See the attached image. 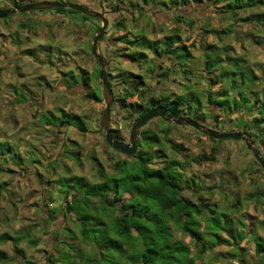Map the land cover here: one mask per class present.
I'll return each instance as SVG.
<instances>
[{
	"label": "crops",
	"instance_id": "1",
	"mask_svg": "<svg viewBox=\"0 0 264 264\" xmlns=\"http://www.w3.org/2000/svg\"><path fill=\"white\" fill-rule=\"evenodd\" d=\"M45 1L56 2V0H26L25 2L24 0H16L13 2V6L10 7L15 8L14 4L22 6ZM61 1L66 2V0ZM81 1L86 3L80 4ZM103 1L102 8L104 10L108 8L109 10H105V12L111 17H107L106 20L111 19V22L110 27L107 23L105 34H103V39L99 43L105 50L106 68H109V70L116 68L113 72H106L107 77L112 76L111 80L108 78L109 83L112 85L115 81L113 78L118 77L123 83L121 84L122 89L124 90L127 87L126 89L129 91L133 84L142 81L136 94L134 93V96L127 98V104L139 103V94L142 92L145 93L146 98L153 97L161 106L176 101L179 109L178 114L181 117L194 120L207 128L215 130L214 124L223 122L224 117L221 114L219 102L213 100V96L216 94L220 99L219 97H227L230 93V90L223 85L222 80L229 79L233 75L249 76L252 86L255 88L247 91L244 86L238 93L232 91V100L236 104L233 110L229 107L225 111V114L230 116L228 119L225 118V122L227 128H229L233 126L230 118L233 120L247 118V122H250L252 127L249 128L245 124L246 126H238L234 131L249 134L260 155L262 154L264 151V33L262 29L264 27L258 26L255 22L248 23L240 20L249 15V11L237 12L238 16L233 19L228 14H222L219 6L213 7L206 3L194 1L174 5L170 3L171 0H158V3L166 2V4L159 5L152 2L140 4L143 9L141 20L150 27L152 32L157 30V33L154 32V36L144 35L140 31L132 34L129 28L127 30L119 29L117 31L121 32L112 35L113 29L116 30L117 22L124 25L123 19L130 21L132 20L130 13H137L135 8L131 6L136 0ZM73 2H75L73 4L79 2L77 5L89 8L90 0H74ZM8 7L3 6L0 9H8ZM263 10L264 8L260 9V11ZM52 12L42 17L31 15L28 21L31 24L28 26L23 21L24 23H19L21 29H18L15 25L13 26L12 23L0 24V60H5L3 64L5 68H0V73H5V79H8L6 82L8 92L12 93L13 97L18 95V102L22 101L21 103L26 107H34L37 103L33 104L30 91L17 87V83L11 74H17L18 78L16 80L18 82L21 75L28 73H32V75L50 74L52 76L75 75V71H73L75 62L69 54L62 53L54 62L48 57L43 46H35L38 40L44 39L45 32L50 28L56 33L55 35L52 34L54 39L63 41L60 43L62 45H65L68 37L74 40L78 38L77 29L79 28L77 26H82L80 21L69 19V17H73L68 16L67 11L57 13L53 10ZM110 12L111 14H109ZM125 12L126 16L124 15ZM253 12H257V10L254 9ZM124 33L128 34L127 39L129 41L135 42L130 44L116 41ZM60 35L63 36V39L60 38ZM141 36L149 41V48L139 49L137 47L136 40ZM104 37L106 38L104 39ZM170 38L173 40H170ZM170 42H172L171 47H169ZM137 51L143 52L145 58L140 61H133L125 56L126 54H135ZM147 52H151L153 55L149 67L145 65L148 60L146 58ZM115 57L119 63L115 62ZM14 60L16 66L12 65ZM236 60L240 61L241 64L235 65ZM132 64L141 66L140 68L137 67V71L142 73L134 75L132 72L127 71L125 66L129 65L131 67ZM26 65L30 70L24 69ZM77 69L80 71V67H77ZM233 69L236 72H233ZM146 74L147 77L151 78L154 85L158 83L157 81H160L158 84L160 87L156 89V87L147 88V85L144 86L143 77ZM121 77H127V81L124 82ZM132 78H136V80H132ZM238 79L239 77L233 79L232 83L234 85L237 83L242 87L245 80L241 78V81H238ZM193 84L200 89L203 88V90L210 88V92H203L206 103L204 104V101L199 103V107L194 111L191 109L188 99L183 100L182 96L176 94L182 93L183 95V89L188 86L191 87ZM12 86L14 92L10 90ZM52 88L57 89L55 86H52ZM5 92L4 84L1 83L0 96H3ZM4 102L0 99V105L6 107ZM11 102L12 100L8 104L11 105ZM16 102L17 99L14 106H17ZM156 120L160 121V118H156ZM0 122L3 125L6 124L1 114ZM155 122L158 124L157 121ZM160 124H162V128L159 133H156L159 142L152 145L153 166L158 163L154 167H162L164 161L170 158L167 152L170 149L175 155L172 159L180 162L177 171L182 173V180H188L187 186L192 188H186L182 192L184 199L190 203L202 201L208 203L209 206L214 204L218 208L215 221L218 222L219 227L216 228L215 233H217L220 243L217 242L214 246L205 244V253L201 259L195 257L197 249L194 247L193 242L180 230L175 232L176 237L189 246L192 256L196 258V264H264V252L255 254L254 244V240L258 238L264 246V171L256 164V160L252 155L247 154L244 144L228 142L232 139H226L228 140L226 141L211 140L204 135L198 137L196 135L198 133H194V131L190 136V143H196L200 140L202 145L205 146L198 152L192 150L195 152L194 155H189L190 157L185 155L180 160L177 156H179L183 147L174 145L169 136L171 131L173 133H189L186 131L189 128L184 127V125L175 124L174 126L173 123L164 120ZM48 127L50 126L46 123L43 125L45 130ZM57 129L71 131L74 130V127L60 126ZM7 130L8 133L0 129V144L9 147L16 155L18 154L16 144L11 143L12 139L10 138L13 136H9L10 127ZM164 130H168L167 141L163 140L162 132ZM234 131L228 129L226 132ZM149 133L151 132L146 131V135H149ZM179 142L176 143L179 144ZM234 150L240 155L236 156L237 154H235L232 156L231 152ZM211 151L214 152L213 160H206ZM1 154L2 152H0ZM242 154L247 159L244 164L240 161L243 158ZM197 157H201V160H197ZM187 158L191 159L190 163L195 164L191 170H195L196 173L194 172V174L186 177ZM221 176L225 179L223 183H221ZM194 190L197 192H194ZM186 194H188V197ZM207 217L206 214L201 213L199 231L204 233L205 236L209 231L214 232V230L209 229V224L208 228L204 227V221ZM207 239L210 241L209 237Z\"/></svg>",
	"mask_w": 264,
	"mask_h": 264
},
{
	"label": "rangeland",
	"instance_id": "2",
	"mask_svg": "<svg viewBox=\"0 0 264 264\" xmlns=\"http://www.w3.org/2000/svg\"><path fill=\"white\" fill-rule=\"evenodd\" d=\"M15 1L16 0H0V7L9 6L8 8H13L10 6H13V2ZM25 1L26 0H24V2ZM73 1L74 0H66V2H70L69 4L75 3ZM102 2L104 1L90 0L88 6L92 10L103 11L105 18H111L110 15L105 12V10L109 9L106 8L104 10L102 8ZM76 3L79 4V2ZM85 3V1L80 2V4ZM49 11L53 13L52 9L12 14L5 18H0V24L12 23L13 26L15 25L18 29H21L19 23L26 22L28 26L31 24L28 22L31 15L42 17L45 14L48 15V13H50ZM66 13L68 16L70 15L73 17H69V19L80 21L82 25L77 26V28H79L77 29L78 38L74 40L68 37L65 45H62L60 43L63 41L55 40L52 34L55 35L56 33L50 28L45 32L46 35L44 39L38 40L35 46H43L47 51L48 57L54 62H56L59 55H62V53L69 54L73 62H75L73 66L75 75L52 76L50 74L32 75V73H28L21 75L18 82V80H16V78H18L17 74H11L14 81L17 83V87L25 91H30L33 104L37 103L34 107H26L21 103L22 101L18 102V95L13 97L14 95L8 92L9 89L6 84L8 79H5V73H0V85L3 83L6 91L3 96H0V99L5 101L4 103L6 104V107H3L2 104L0 105V114L6 121L4 125L0 122V129L8 133L7 129L10 127L11 132H9V136H13L10 138L12 139L11 143H13V145L16 144L18 152L15 161L19 164L16 166L15 164L9 165L6 163L4 164L5 171H0V190H2V192H0V238L3 235H8L10 237H19L20 239L17 246L19 252L17 253L11 241H3L0 239V257H2L0 264H51V261H54V264H60V262L55 259L58 255L57 251L65 253L66 258L70 255L69 260L71 264H84L85 261L83 262L78 258L71 257L73 255L72 249L74 248L77 251H83L87 254L90 251V246L81 240L75 217L64 212L65 200L63 195L58 193V186L55 184L56 180L62 176L70 175L83 177L88 182H98L100 180V171L105 174H113V164L120 159H127L126 155L111 149L105 143L99 127L101 112L104 106V94L99 80V65L96 59L91 55V45L92 39L96 33V28L101 25V22L96 18L85 20L80 13L71 14L68 11ZM109 14H111V12ZM125 14L126 12L124 15ZM110 20L111 19L106 20L108 25L111 22ZM124 21L126 30L129 28L132 34L140 31V33L144 35L149 34L150 36H154V32L157 33V30L152 32L150 27L144 23L140 17H137L135 22L127 19ZM108 27H110V25ZM113 30L112 35L121 32L117 31V29L115 30V28ZM60 38L63 39V36L60 35ZM105 38L106 37H104V39ZM99 45V54L105 57V50L103 46H101V43H99ZM152 56L151 52L146 53V58L148 60L144 63L147 67L150 66ZM114 60L116 63H119L116 57ZM4 62L5 60H0V68H5V66H3ZM15 62L14 60L12 65L16 66ZM77 67H80V71H78ZM137 67L140 68L141 66H136L135 64H132L131 67H129V65L125 66L126 70L132 72L134 75L142 73L137 71ZM25 68L28 69L27 65L24 66V69ZM115 69L116 68H112V70H109V68H106V72L110 73ZM235 69H233V72H236ZM237 77H239L238 81L244 78L245 83L242 87L237 83H235V85L232 83L233 79ZM108 78L111 80L112 76L109 75ZM143 78V81H145L144 86L147 85V88L156 87L157 89L160 87V85H158L160 81H157L158 83L154 85L151 78L149 76L147 77V74ZM83 79H85V82H83ZM113 79L115 81L113 80L114 82L112 85L110 84V86L113 90L114 100L110 111L109 129L112 135L117 138L115 139L113 137L115 140L128 143L129 131L135 121L136 114L129 119L125 118L128 116L129 112L122 109L119 104L115 102V99H120L124 94V90L121 87L123 83L118 77ZM121 79L124 82L127 81V77H121ZM132 80H136V78H132ZM222 82L223 85L230 90V93L227 97H219L220 99H218L216 94L213 96V100L219 102V108L224 117L223 122L216 125L214 124L215 130L218 132H226L228 129L234 131L238 126L242 127L245 124L251 128V123L247 122V118L234 120L230 118L232 122L231 125L233 126L229 128H227L225 122V118L228 119L230 117L225 114V111L229 107L233 110L236 104L232 100V91L238 93L244 86L247 91H249L248 89L251 90L255 88L252 86L250 77L233 75L229 79L222 80ZM52 86H55L57 89H53ZM12 88L13 86L10 87V90L14 92ZM149 92L151 91L149 90ZM183 92V95L182 93L176 94L182 96L183 100L188 99V103L194 111L199 107V103L203 101L204 104L206 103L203 92H210V88H205L203 90V88L200 89L193 84L191 87L188 86L184 88ZM94 93L99 96V101L92 99ZM9 99L12 100L11 105L8 104L10 103ZM16 99L18 103L16 102L17 106H14ZM58 110H62V112ZM47 112L52 113L55 117H60L63 113L77 115L83 119L87 131L81 133L75 128L71 131H64L65 129L58 130L52 126L45 130L43 128L45 123L44 120L41 119V116L45 114L49 117V113ZM155 121H157L158 124H156ZM161 121L163 120L160 119L159 121L156 120V118H152L139 129L136 153L144 154L151 152V147L145 144L143 140L144 137L142 136L146 135V131L159 133L162 128V124H160ZM184 127L189 128L186 130L189 133H173L171 131L169 136L174 145L183 147V150H181L179 156H177L180 160H182L185 155H194L195 152L201 151L205 146L202 145V141L200 140L196 143H190L192 131L198 133L196 134L198 137L202 134L197 131L195 132V130L189 126ZM177 141H180L179 144L176 143ZM228 142L243 144L238 140H230ZM73 145L76 146L73 147ZM65 150L77 152L78 161L63 154ZM245 151L249 156L251 155L246 149ZM8 152V150L5 151V153ZM167 152L168 157L172 158L175 156L174 152L170 149L167 150ZM235 154H237L236 156L240 155L235 150L231 152L232 156ZM244 156L245 155L242 154L243 158L240 160L243 164L247 162ZM261 156L264 159V151ZM188 162L189 164H187ZM190 162L191 159L187 158L186 177L195 172V170H191V168H194L195 164ZM1 163L4 162L0 158V166ZM155 165L157 166L158 163H155L154 166ZM8 169H12L13 172H8ZM221 180V183H223L225 181L224 177L221 176ZM186 196L188 197V194H186ZM32 242H34V244ZM51 253H53L55 257H51ZM75 257H77V255Z\"/></svg>",
	"mask_w": 264,
	"mask_h": 264
},
{
	"label": "trees",
	"instance_id": "3",
	"mask_svg": "<svg viewBox=\"0 0 264 264\" xmlns=\"http://www.w3.org/2000/svg\"><path fill=\"white\" fill-rule=\"evenodd\" d=\"M189 1L206 3L213 7L219 6L222 14H228L230 18L236 19L237 12H247L250 14L240 19L244 22H255L258 26L264 27V0H171L174 5L186 4ZM56 2H63L56 0ZM148 2L158 3V0H136L132 3L137 13L131 12L130 21L142 18V4ZM164 3V2H163ZM163 3H158L163 5ZM141 4V5H140ZM166 4V2L164 3ZM19 5L14 4V7ZM257 12H253V10ZM57 13L68 11L71 14L77 12L70 9L55 8ZM88 20L89 17L82 15ZM125 19L122 20V22ZM99 27L96 28V31ZM116 29L125 30L126 27L121 22L116 23ZM264 33V28L262 29ZM128 34L124 33L116 39L119 42L133 44L135 41L127 39ZM170 40H173L170 38ZM139 49L149 48V41L141 36L136 40ZM170 42L169 47H171ZM156 53V51H154ZM133 61H140L145 58L141 51L135 54L125 55ZM241 64L235 61V65ZM165 75V74H164ZM85 82V79H83ZM142 81L132 85L131 90L124 88V94L120 99H115L122 109L127 110L129 119L135 116V120L151 108L161 106L153 97H147L145 93L139 94V103H126L127 98L134 96L138 91V86ZM92 99L99 101V96L94 93ZM167 112L175 116L178 114L177 102L172 101L162 105ZM62 112V110H58ZM42 115L49 126L59 128L74 127L77 131L84 133L87 131L83 119L77 115L62 114L55 117L49 113ZM40 119V120H41ZM163 140L167 141L168 130L162 132ZM113 137L117 139L114 135ZM143 140L151 147L150 153L126 155L127 159H120L113 164V174L99 172L98 182H88L83 177L65 175L56 180L58 193L63 195L65 200L64 212L75 217L78 225L81 240L90 246L89 253L77 251L74 248L72 258L85 261L84 264H196L195 259H201L205 253L204 245L214 246L220 239L217 236L216 228L219 227L215 221L218 208L214 204L208 205L206 202L190 203L182 196V192L189 188L188 180H182V173L177 171L180 162L168 158L160 168L153 166L154 156L152 155V145L159 142L156 133L144 135ZM211 139V138H210ZM121 140V139H120ZM213 140V139H211ZM6 146V145H5ZM76 146V145H75ZM73 145V147H75ZM3 149V150H2ZM12 150L4 144H0L1 163L0 171L4 172L5 165H19L15 159L17 154L5 153ZM63 154L78 161V153L65 150ZM214 152L209 153L206 160H213ZM201 160V157H197ZM259 166V164L256 162ZM8 172H13L8 169ZM192 189V188H189ZM2 192V190H0ZM194 192H197L194 190ZM201 213L208 217L205 219V228L210 230L205 236L199 231ZM208 228V227H207ZM180 230L184 233L197 249L196 258L192 256L189 246L178 239L175 232ZM210 238V241L207 239ZM3 241H11L15 252L19 243V237L3 235ZM219 240V241H218ZM34 244V242H32ZM255 254L264 252V246L260 239L254 240ZM71 248V247H70ZM55 257L60 264H71L65 253L57 251ZM72 253V252H71ZM76 253V254H75ZM77 255V257L75 256ZM2 257H0V262ZM54 264V261H51Z\"/></svg>",
	"mask_w": 264,
	"mask_h": 264
},
{
	"label": "water",
	"instance_id": "4",
	"mask_svg": "<svg viewBox=\"0 0 264 264\" xmlns=\"http://www.w3.org/2000/svg\"><path fill=\"white\" fill-rule=\"evenodd\" d=\"M55 8L70 9L86 17L96 18L101 22V25L97 29L95 36L92 39L91 55L96 59L99 65V80L101 82L102 91L104 94V106L101 112L99 127L103 134V139L105 143L111 149L118 151L124 155L135 154L137 150V133L139 129L143 127L150 119L160 118L165 122L173 123L176 125L189 126L193 128L195 131L199 132L200 134L209 137L211 139H215V140L232 139V140L242 141L245 148L251 153L253 158L256 160V162L259 164L261 169L264 171V159L261 157L259 150L257 149L254 141L251 139V136L249 134L245 132H237V131L218 132L211 128H207L197 123L194 120L186 119L183 117H178L173 114H170L167 112L166 108L162 106H157L149 109L134 121L129 131L128 144H126L123 141L115 140L113 138L111 130L109 129L110 111L114 100L113 90L111 89L106 73L107 63L104 57H102L98 53V43L101 41L107 25V21L104 15L88 7L77 4H69L67 2L45 1V2L30 3L15 8L0 9V18H5L9 15L16 13H25V12L37 11V10H52Z\"/></svg>",
	"mask_w": 264,
	"mask_h": 264
},
{
	"label": "flooded vegetation",
	"instance_id": "5",
	"mask_svg": "<svg viewBox=\"0 0 264 264\" xmlns=\"http://www.w3.org/2000/svg\"><path fill=\"white\" fill-rule=\"evenodd\" d=\"M91 9V8H90ZM94 10V9H93ZM94 11H97V12H99V13H103V11H100V10H94ZM103 15H104V13H103ZM105 16V15H104ZM134 123V122H133ZM137 141H138V133H137ZM126 144H128V143H126ZM137 147H138V143H137Z\"/></svg>",
	"mask_w": 264,
	"mask_h": 264
}]
</instances>
